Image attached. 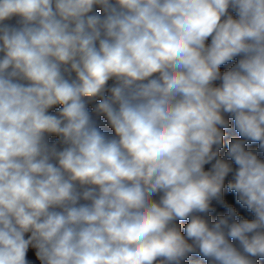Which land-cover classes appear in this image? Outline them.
Here are the masks:
<instances>
[{
    "label": "clouds",
    "instance_id": "obj_1",
    "mask_svg": "<svg viewBox=\"0 0 264 264\" xmlns=\"http://www.w3.org/2000/svg\"><path fill=\"white\" fill-rule=\"evenodd\" d=\"M0 264H264V0H0Z\"/></svg>",
    "mask_w": 264,
    "mask_h": 264
}]
</instances>
